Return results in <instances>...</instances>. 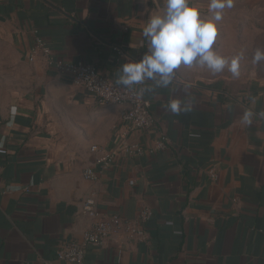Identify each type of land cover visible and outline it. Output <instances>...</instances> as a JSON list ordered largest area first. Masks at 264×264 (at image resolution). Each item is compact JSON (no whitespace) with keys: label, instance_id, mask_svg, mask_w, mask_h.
Returning <instances> with one entry per match:
<instances>
[{"label":"crops","instance_id":"0c3cea01","mask_svg":"<svg viewBox=\"0 0 264 264\" xmlns=\"http://www.w3.org/2000/svg\"><path fill=\"white\" fill-rule=\"evenodd\" d=\"M154 8L151 0H0V264H68L56 250L93 227L88 198L103 215L134 220L149 209L152 217L146 242L113 236L83 264H264V82L177 73L166 88L145 81L158 130L129 139L148 150L164 134L167 149L121 155L89 181L91 148L113 147L126 107L99 104L41 53L29 60L36 30L56 58L116 82L123 63L147 53L142 31ZM177 98L190 110L170 112Z\"/></svg>","mask_w":264,"mask_h":264},{"label":"built area","instance_id":"2783aa9c","mask_svg":"<svg viewBox=\"0 0 264 264\" xmlns=\"http://www.w3.org/2000/svg\"><path fill=\"white\" fill-rule=\"evenodd\" d=\"M36 36L35 48L29 60L34 62L39 53L43 54L49 68L58 74L71 79L72 84L80 89L86 90L101 105H121L126 109L122 113V122L126 131L115 141L113 147L93 146L91 153L95 155V166L87 167L84 178L89 181L99 179L101 172L109 170L121 155L140 157L146 153H155L167 149L169 139L164 134L159 135L155 148L146 150L137 142H131L129 137L132 132L151 130L157 132V123L152 114L151 101L146 99L140 90L145 89L144 83L126 88L116 82L109 80L99 70L89 64L79 62L72 63L62 58H56L38 31L34 30ZM121 57L124 52L114 47ZM99 169V170H98ZM212 179H217V173L210 171ZM83 211L93 217L96 221L93 227L86 231L80 239L63 243L56 250V259L68 264H83L86 252L90 247H103L105 242L113 236L125 234L134 241L146 242L149 239L145 223L148 222L152 213L149 209L144 210L139 218L130 220L118 215H103L97 207L93 198L83 202Z\"/></svg>","mask_w":264,"mask_h":264},{"label":"clouds","instance_id":"9594fccd","mask_svg":"<svg viewBox=\"0 0 264 264\" xmlns=\"http://www.w3.org/2000/svg\"><path fill=\"white\" fill-rule=\"evenodd\" d=\"M147 4L148 0H141ZM155 14L149 16L142 35L149 43L148 51L139 61L123 63L116 83L126 88L153 81L156 87L173 83L176 71L184 67H206L214 74L226 68L234 78L240 76L241 56L227 60L214 48L219 22L225 9L233 7V0H209L210 18L205 19L200 9L190 0H151ZM149 10L145 8V12ZM253 64L264 62V49L257 48ZM145 89L140 90L143 95ZM168 110L179 115L190 110L180 99H172ZM251 112L243 120L249 122Z\"/></svg>","mask_w":264,"mask_h":264},{"label":"rangeland","instance_id":"374dc122","mask_svg":"<svg viewBox=\"0 0 264 264\" xmlns=\"http://www.w3.org/2000/svg\"><path fill=\"white\" fill-rule=\"evenodd\" d=\"M190 4L198 7L205 19L210 18L209 0H190ZM214 48L229 62L236 56L242 57L239 78H234L227 68L222 73L214 74L206 67L182 66L176 73L203 81L233 80L243 85L254 81L264 82V62H252L255 50L264 49V0H233V7L225 9L219 22ZM20 71L27 70L21 68Z\"/></svg>","mask_w":264,"mask_h":264},{"label":"trees","instance_id":"16d2710c","mask_svg":"<svg viewBox=\"0 0 264 264\" xmlns=\"http://www.w3.org/2000/svg\"><path fill=\"white\" fill-rule=\"evenodd\" d=\"M152 111V110H151Z\"/></svg>","mask_w":264,"mask_h":264}]
</instances>
